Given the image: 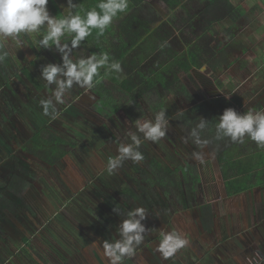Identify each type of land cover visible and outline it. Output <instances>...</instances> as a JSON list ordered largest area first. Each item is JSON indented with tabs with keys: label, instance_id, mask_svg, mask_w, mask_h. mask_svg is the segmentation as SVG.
Listing matches in <instances>:
<instances>
[{
	"label": "rangeland",
	"instance_id": "obj_1",
	"mask_svg": "<svg viewBox=\"0 0 264 264\" xmlns=\"http://www.w3.org/2000/svg\"><path fill=\"white\" fill-rule=\"evenodd\" d=\"M151 1L161 11V15L165 16V3L162 0ZM261 1L236 0V4L241 5L246 10L244 16L245 28L240 30L233 40L222 37L224 30L218 25L215 26L220 33L213 47L215 51L220 52L223 50L225 57L227 55L236 56L247 47V53L243 55L239 64L230 68L220 69L219 65V70L213 72L209 70V67H206V71L193 74L194 80L184 78L197 100L203 101L205 96L209 99L212 96H216L214 98L226 97L229 100L238 99L241 104L244 102L246 105L243 106V110L258 106L264 109V52L260 49V46L264 45V34L262 30H259L260 26L256 23L255 18L260 4H262ZM156 7L155 10H157ZM163 19H166V17ZM161 20L157 19L155 26L159 25ZM226 23L230 25L231 21ZM258 30L260 33L257 32ZM5 45L8 46L11 55H14L17 60V62L12 63L11 61L9 63V68L13 72L18 71L17 63L19 61H25L26 63L27 60H34V54L25 44L22 47H16L14 42L5 41ZM22 56L24 57L22 58ZM42 60L44 65L61 63L60 54L55 50L45 52ZM226 61L223 59L222 63ZM20 75L21 79L19 81L13 79L15 77L11 78L14 85L11 95L0 89V129H2L0 135L5 136L4 143L1 144V150L6 152L10 150L11 152V148L17 146L20 137L21 140L27 139L42 127L54 131L53 133L66 140H75L78 143L71 155L63 158L57 166H48L38 160L32 162L36 173L39 175V183L45 186L47 193L52 194L55 198H65V200H61L62 203L57 204L56 200L51 199L48 194L44 193V199H49L47 204H49L51 211L40 216V218L39 215L25 217L27 222L24 227L27 230L24 232L30 238V241L33 238L39 250L41 249L43 253H46L43 255L48 258L49 262L53 264H96L91 259L94 258L99 264L101 262L106 264L103 257L101 262L98 259L100 255L103 256L101 252L96 253V249H89L91 250L89 252V250L82 248L87 241L82 240L85 237L80 228L77 229L72 226L73 230L70 231V237H65L63 232H69L67 228L59 227L63 230V234L54 231L55 228L52 224L58 225L57 221H59V215L62 211L73 212V218H75L74 214H77L79 217L78 222L90 229V231H85L88 237L93 232L95 237L101 235L105 240L111 241L118 238L116 229L124 219V214L132 208L143 207L147 209L148 214L142 223L148 229V232L144 242L137 249L136 257L128 264H212L211 255L215 253L216 247L219 245V247H222L221 249H224L221 254L222 258L220 257L221 261L218 260L220 264H246V262L248 264H264V228L260 227L257 231V229L250 226L252 222L250 216L252 212H256L257 208V206L252 205L253 200L261 204L262 207L259 206L260 212H264V190L259 189L252 192V194H246L244 198L235 199H226L221 190L217 194L221 185L220 182H217L219 175L215 178V181H211L210 174V164L216 163L215 158L213 155L203 152L204 162L201 163L203 167L201 169L202 180L200 184L202 188L208 184L210 196L214 195L212 199H215V194H217V201H220L214 209L217 226L215 225L214 232L212 231L209 236L213 239L203 238V241L200 242V245H202L200 250L194 246L197 219H193L192 213L188 212L194 211L193 203L188 202L183 195L181 196L182 201L179 199L180 202L175 201L174 196L168 199L161 192L155 193L156 195H152L153 198H151L150 194L146 193V184L142 178V174H146V170L142 169V161L136 164L125 161L119 171L112 176L104 171L107 159L117 155L119 144L130 142L126 133L130 130L135 131V120L125 110L119 111L109 120H104L101 116L95 114L91 108L96 103L97 96L90 92L88 87L74 86L71 94L64 98L65 103L57 106L58 114L55 119H52L43 115L42 106L39 104L41 98L51 95V90L46 89L44 86L43 90L39 91L31 82V79H28L25 74ZM30 75H33L35 80L45 85L44 81L40 79L41 74L38 75L31 69ZM219 84L223 86L221 93L217 91ZM6 98L10 100V103L6 101ZM166 100L169 108L175 112L179 111V106L175 101L170 97L164 99V102ZM11 102L14 103L13 106ZM145 119H153V116L148 114ZM6 123L20 126L19 132L12 134L9 129H6ZM169 123V130L165 138L159 143L150 141L142 143L140 151L144 156L151 155L168 163L170 157L175 155L172 151L179 153L182 150L181 146H183L182 142L185 137L173 125V122L169 121ZM11 158L13 156L6 159L10 160ZM10 169L11 166L9 165L8 170ZM58 181H62V183L58 184ZM135 191H138L136 196L138 195L140 200L135 201V196H131V193ZM199 193L202 194L201 190H199ZM67 196L69 197L67 198ZM123 200L130 202H122ZM171 201L181 203L183 208L180 206L171 208V205H173ZM123 203L128 205L125 204L124 208ZM113 207L119 208L120 215L112 211ZM168 207L174 210L173 215L168 212ZM78 208L81 209V215L77 212ZM164 210L168 215L167 218H165ZM247 217L249 218L247 219ZM254 221H256L255 216ZM78 222L74 220L76 227ZM27 223L35 226L34 232ZM101 224L107 225L106 228L109 231L102 228V231L107 233L101 232ZM170 231L180 232L189 240V244L179 250L173 257L164 259L157 248L162 241L160 235L163 237L164 233ZM201 233L200 230L199 235ZM91 242L96 243L97 238ZM3 243L4 246L0 248V264H33L25 258L24 245L20 236H12V238L1 240L0 247ZM99 243L96 246L101 249L102 246ZM81 252H83V255H81ZM88 252L89 257L86 256ZM216 253L219 255L220 251ZM178 256L179 260L183 262L178 263L176 261Z\"/></svg>",
	"mask_w": 264,
	"mask_h": 264
},
{
	"label": "trees",
	"instance_id": "obj_2",
	"mask_svg": "<svg viewBox=\"0 0 264 264\" xmlns=\"http://www.w3.org/2000/svg\"><path fill=\"white\" fill-rule=\"evenodd\" d=\"M83 1L82 15L98 3V0ZM162 1L166 5V19H163L164 16L159 12L157 14L155 9L152 18L149 14L144 18L142 12L148 5V1L130 0L128 11L116 18L103 35L94 30L93 34L82 42L81 47L73 51L74 58L87 56L93 52H107L111 58L121 63L123 69L121 73L101 69L99 77L95 80V86L89 88L90 92L97 96V101L91 108L104 120H109L119 111L125 110L135 121L144 120L148 114L154 118L157 112L164 110L169 121L173 122V125L190 141V130L198 123V118L203 117L211 121L204 138L210 141L206 147L210 149L215 158L216 172L217 176L219 175L218 179L222 184L223 193L228 199H235L243 194H252L264 187V149L258 148L247 138L242 144L232 143L227 138L220 141L214 139L215 124L225 109L233 108L241 114L248 109L243 110V105L238 99L229 100L226 97L214 98L216 96H212L209 99L205 96V99L199 103L191 88L184 81L186 77L194 80L193 74L199 72L202 66L209 67L210 71L216 72L219 68H230L240 63L243 55L247 53V47L236 56L227 55L225 57L223 50L215 51L213 47L220 36L215 26L218 25L224 30L222 37L233 40L240 30L245 28L246 10L236 4V0ZM157 19L162 20L159 25L155 26ZM227 20L231 21L230 25L226 23ZM22 38L25 46H28L34 54V60H27L26 63L19 61L18 71L13 72L9 68V63L17 62V60L14 55H10L7 65H0V88H10L13 79L19 81L21 79L19 74H25L41 91L45 85L35 80V77L30 75V70L41 73L40 69L44 65L42 60L44 52L54 49L40 48L36 43L37 38ZM0 44L5 45V41L0 40ZM223 59L227 61L222 63ZM12 77L15 78L11 79ZM221 89L223 86L219 84L217 91L221 93ZM168 97L178 104L179 111L175 112L169 108L167 100L164 102V99ZM260 108L262 107L258 106L253 109L259 110ZM77 145L76 141H65L43 127L21 148V152L47 165L54 166ZM144 157L141 165L142 169L146 170H144L146 174H142V178L149 194L153 189L152 194L155 196V188L162 190L168 198L171 195L176 197L178 194L177 175H180L187 191H194L198 184L199 174L196 165H180L170 168L151 155ZM18 171L32 176L33 179L38 178L32 167ZM10 175L12 178L22 180V177L16 173ZM14 183L19 184V180ZM21 185L22 192H27L30 183L25 180ZM13 186L15 189L12 193H16L19 185ZM137 197L138 195L134 197L135 201L140 200V197ZM19 201L28 209V200ZM122 202L129 203L130 201L123 200ZM127 203L125 204L128 205ZM4 204H7V207ZM16 205L15 202L8 201L7 197L0 194L1 211L9 210L16 213ZM209 209L208 205L201 208V221L206 231H210L213 227ZM15 223L2 224L6 230L11 232L14 231L11 226ZM101 225V232L107 233L106 231H109L106 228L107 225ZM102 228L106 231H102ZM21 242L28 261L33 264H51L34 248L28 236L23 235Z\"/></svg>",
	"mask_w": 264,
	"mask_h": 264
},
{
	"label": "clouds",
	"instance_id": "obj_3",
	"mask_svg": "<svg viewBox=\"0 0 264 264\" xmlns=\"http://www.w3.org/2000/svg\"><path fill=\"white\" fill-rule=\"evenodd\" d=\"M49 0H0V40L14 42L16 47H22V37H39L36 41L42 49H54L60 54L61 63H48L40 69V79L45 88L51 90V95L41 98L43 115L55 119L58 105L65 103V97L71 94L74 86H95L101 69L108 72L121 73V63L107 52H93L87 56L73 57V51L81 47L82 42L95 30L103 35L114 20L126 13L130 0H98L95 7L81 14L82 6L67 0V13L53 16L48 10ZM11 52L7 45L0 44V65L6 66ZM206 71V66L200 68ZM211 121L201 117L191 128L189 138L200 148L206 147L210 141L204 138ZM135 131L126 133L130 142H121L117 155L109 157L104 165V171L115 175L125 161L133 164L144 160L140 151L144 141L159 143L165 138L169 127L166 111L157 112L153 119L136 120ZM230 140L232 143H244L245 138L254 142L258 148L264 149V109L249 108L244 113H238L233 108H227L218 117L215 124L217 141ZM193 158L204 162L203 152H193ZM112 211L120 215L118 207ZM147 209L135 207L124 214V219L116 229L118 238L102 242L103 256L107 264H128L137 255V249L145 240L146 229L142 223L147 218ZM189 240L180 232L170 231L163 234L157 251L164 259L173 257L179 250L185 248Z\"/></svg>",
	"mask_w": 264,
	"mask_h": 264
},
{
	"label": "flooded vegetation",
	"instance_id": "obj_4",
	"mask_svg": "<svg viewBox=\"0 0 264 264\" xmlns=\"http://www.w3.org/2000/svg\"><path fill=\"white\" fill-rule=\"evenodd\" d=\"M34 73H36V72H34ZM37 74L39 75L41 73L37 72ZM13 87H14V85L12 83L10 88L3 87L0 89H1V91H3V92L6 91V93L11 95V93H13V91H12ZM6 97H8V96L6 95ZM6 101L8 103H10V100L8 98H6ZM197 102L200 103L201 101L197 100ZM13 104L14 103L11 102L12 106H13ZM6 129H9L12 134H16L17 132H19L20 126L14 125L13 123L12 124L6 123ZM0 130H2V129H0ZM35 133H33L29 138H27V139L25 138L24 140H21V137H20L18 140L17 146H13L11 148L12 149L11 152H10V150H8V152L1 150V144L4 143L5 136L0 135V172H2V173H0V194L4 195V197H7L8 201H12V202H15L17 204L16 208H15L16 213H12L9 210H4V212L0 210V242H1V240H5L6 238H12V236H20V239L23 235L27 236V234L24 232L25 230H27V228L24 227L26 225V222H27L25 217H28V215H30L31 217L39 215V218H40V216L46 214L48 211H51L49 209V207H50L49 204H47V202H49V199L48 198L44 199V195H43L44 193L48 194L51 197V199L56 200L57 204L62 203L61 200H65L64 197L55 198L52 196V194L47 193L45 186L41 185L39 183V180H40L39 175H38V173H36L35 168L32 164L33 160H36V159L29 156L25 152H21V148L26 145V143L33 137V135ZM184 137H185V140L182 142L183 146H181L182 150L179 153L172 151L173 153H175V155H173V157L172 156L170 157V159H169L170 162H168V163L164 162V161H161V162L164 163L165 165L170 166V168L178 167L180 165L185 166V165H189V164L192 165L193 164V165H196L199 169L198 184L195 187L194 191H187L186 188L184 187V185L182 184V180L180 179V175L179 176L177 175L178 194L175 197V199H176L175 201L180 202L179 199H181V201H182L181 196L183 195V197H185V199L188 202L193 203L194 211H188V212L192 213L193 219H195V220L197 219V227L195 228V231H197V232L194 233L195 239L197 241V242L195 241V246L198 247L199 249H202V245H200V242L203 241V238L206 239V237H208L209 240L212 239L213 237H209V236L212 234V231H213L215 225L217 226L216 216H215L216 212H214V209H215V207H217V205H218L217 203H219L218 201H220V200L217 201L216 195L219 194L220 190H221V193L223 192L221 189L222 184L220 185V189L218 190V193L215 194V199H212V196H214V195L210 196V194H209L208 184H206V185L203 184L204 187L202 188V185L200 183L202 180L201 169H202L203 165L200 162L196 161L193 158L192 154H193V152H207V154L212 155L211 151L207 147H204L201 149L197 148L196 146H194L192 144V142L186 136H184ZM60 138L64 139L62 137H60ZM64 140L68 141V142L75 141V140H66V139H64ZM18 146L20 147L19 149H18ZM73 150H75V149H73ZM72 151L67 156L71 155ZM10 156H13V158H11L10 160L6 159ZM15 156H16V158H15ZM14 158H15V160H14ZM38 161H40V160H38ZM41 163H43V162H41ZM43 164H45V163H43ZM57 164L54 166H57ZM9 165L11 166L10 170H8ZM45 165H47V164H45ZM213 165H215V164H213ZM48 166H50V165H48ZM18 167H20V169ZM29 167H32L33 171H35V173L38 177L37 179H33L32 176L25 175L24 172L18 171V170L21 171V170L29 168ZM211 169L212 168L210 167V172H211ZM33 171H32V173L34 174ZM14 173L21 176L22 180L20 181L19 178H15V177L12 178L10 174H14ZM210 174H211V181H215V178L217 177V175H214L212 172ZM212 176H214V177H212ZM17 180H19V184L14 183ZM25 180H27L30 183V186H29V189L27 190V192H22V185L21 184ZM217 182L219 183V179L217 180ZM60 183H62V181L59 182L58 184H60ZM13 185H15V186L19 185V187L17 186V188H16V193H12L13 189H15ZM199 190H201L202 194L199 193ZM17 191H18V194H17ZM152 191H153V189H152ZM152 191L150 192L151 193L150 197L153 195ZM154 191L156 193L161 192L163 194L162 190L154 188ZM146 193H149V192H146ZM136 194L137 193H131V196H136ZM245 195L246 194H243L239 197L244 198ZM172 196H174V195H171L169 198L168 197L167 198L171 199ZM68 197L69 196H67V198ZM165 197H166V195H165ZM239 197H237V198H239ZM79 199L82 200L81 198H79ZM226 199H228V198L226 197ZM19 200H28V202L26 201L28 204V209H26V207ZM45 200H46V202H45ZM120 202H121V200H120ZM171 202H173V205H171V208L174 206H178V207L180 206L181 208H183L181 203H176L174 201H171ZM139 203H141V202H139ZM57 204H56V206H58ZM187 204H189V203H187ZM207 205L210 207V209H209L210 214H211L210 217L212 218V222H213V227L211 228L210 231H206L204 229V227L202 225V221H201V218H202L201 208L203 206H207ZM4 206L7 207V204H4ZM53 208L55 209V207H53ZM168 208H169L168 212L170 213V215H173L174 210H171L170 207H168ZM65 212H66V210L62 211L60 213L59 217L61 216L60 218H63V217L65 218V216H66ZM77 212H78V214L81 215V209L78 208ZM163 212L165 213V210ZM74 216H75L76 220H79V217L77 214H74ZM167 217H168V215L165 213V218H167ZM14 222H16L15 225L11 226L14 229V231L12 230L11 232L6 230L4 225L2 224V223H14ZM69 222L68 223L65 222V224L67 226L71 225V227L74 226L71 223V221H69ZM27 225H29L33 229V232H34L35 226H33L32 224H29V223H27ZM3 227H4V230L2 229ZM200 230L202 233L199 235ZM162 238H163L162 235H160L161 240H162ZM3 246H4V243H3V245H1L0 248H2ZM162 260H163V258H162Z\"/></svg>",
	"mask_w": 264,
	"mask_h": 264
},
{
	"label": "crops",
	"instance_id": "obj_5",
	"mask_svg": "<svg viewBox=\"0 0 264 264\" xmlns=\"http://www.w3.org/2000/svg\"><path fill=\"white\" fill-rule=\"evenodd\" d=\"M148 1V5L147 6H145L144 7V9H143V12H142V15H144L143 17L144 18H146L147 17V14H149V16H150V18H152V14H153V10L155 9V5H154V3L151 1V0H147ZM83 0H74V3H76V4H79V5H81V6H83ZM261 3L262 4H260V7H259V10H258V14L256 13V23H258V25L260 26V28H259V30L261 31H263V34H264V27H262V25H264V0H262L261 1ZM258 5H259V3H258ZM47 7H48V10H49V12H50V14L51 15H53V16H56V15H61V14H66L67 13V11H68V9H67V0H49V3H48V5H47ZM145 8H146V10H145ZM156 9H157V7H156ZM156 11V13L158 14V12L161 14V11H159L158 9L157 10H155ZM166 16V15H165ZM164 16V17H165ZM257 31L258 33H260V31ZM257 33V34H258ZM32 37H34V38H37V40L39 39V37H35V36H32ZM258 38V37H257ZM36 40V39H35ZM260 49L264 52V45H262V46H260ZM45 53V52H44ZM242 105L243 106H245L246 104H244V102H242ZM261 109H263V108H260L259 110H261ZM211 165V164H210ZM212 169H211V172L214 174V175H217V172H216V168H217V165L215 164V165H211L210 166ZM210 172V173H211ZM262 190H264V187H262L261 188ZM261 194V193H260ZM252 205L253 206H257V208H256V212H255V214H254V212H252V214H253V216H252V214H251V216H250V219H252V224L250 223V226H251V228L253 227L254 229H257V231H258V228H260V227H262V228H264V212H260V207H262L261 206V204H259L258 203V201H255L254 202V200L252 201ZM260 206V207H259ZM253 210H255V209H253ZM66 213V216H65V219H61L60 217H59V221H57L58 222V225L57 224H52V225H54V231L55 232H60V234L62 233V229H60V228H67L68 229V231L69 232H65V231H63L64 233H65V237H67V236H69L70 237V231L71 230H73L72 229V227H71V225L70 226H67L66 224H65V222H69V221H71V223L75 226V224H74V220L76 221V222H78V220H76L75 218H73L72 216H73V212H70L69 213V211H67V212H65ZM261 213V214H260ZM254 216H255V218H256V221H254ZM249 217H247V219H248ZM70 223V222H69ZM51 225V226H52ZM60 227V228H59ZM75 228H80V231L82 232V234H83V236L85 237V239H82L84 242L85 241H87V242H85L86 243V245L84 246H82V248L83 249H87V250H89V249H96L95 251H96V253L97 252H101V254L103 255V250H102V247H101V249L100 248H97V246H96V244L97 243H99V240H101L100 241V243H99V245H101L102 246V242L105 240L104 238H103V236H101V235H99V236H97V237H95L94 236V233L92 232V235L90 236V237H88L86 234H85V231H90V229H88V228H86L84 225H82V224H80L79 222H78V224H77V227L75 226ZM253 229V230H254ZM53 232V231H52ZM88 233V232H87ZM53 234H54V232H53ZM63 234V233H62ZM90 238H93V239H90ZM95 238H97V242L96 243H92L91 241H93V240H95ZM213 239V238H212ZM251 241V240H250ZM31 242H32V244H33V246H34V248L36 249V250H38L39 251V253L44 257V259L47 261V262H49L48 261V258H46L44 255L46 254L45 252V254L43 253V251L40 249H38L37 247H36V245H35V241L33 240V238H31ZM48 246L50 247V245L48 244ZM194 246H195V244H194ZM220 246V245H219ZM216 247V250H215V253L214 254H212L211 255V258L212 259H210L211 260V263L212 264H220L219 263V261L218 260H220L221 261V254L223 253V251H224V249H221L222 247ZM222 246V245H221ZM198 248V247H197ZM199 249V248H198ZM201 250V249H200ZM217 251H220V253H219V255L216 253ZM89 252H91V250H89ZM89 252H88V254L86 255L87 257H89ZM62 253V252H61ZM44 254V255H43ZM81 255H83V252H81ZM100 255V254H99ZM104 258V256H101L100 255V257L98 258L99 260H100V262H101V258ZM221 257V258H220ZM91 259H93V261L96 263V264H99L98 263V261L97 260H94V258H91ZM104 260L106 261L105 263L107 264V260H106V258H104ZM178 263H181V262H183L182 260L180 261L179 260V256L177 257V260H176ZM87 262V261H86ZM49 263H51V262H49ZM51 264H53V263H51ZM101 264H103V262H101ZM246 264H248V262H246Z\"/></svg>",
	"mask_w": 264,
	"mask_h": 264
}]
</instances>
